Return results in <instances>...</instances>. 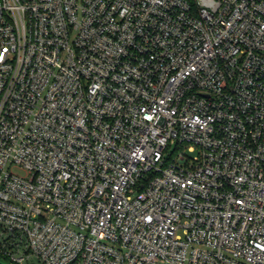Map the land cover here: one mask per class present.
<instances>
[{
  "label": "built area",
  "instance_id": "1",
  "mask_svg": "<svg viewBox=\"0 0 264 264\" xmlns=\"http://www.w3.org/2000/svg\"><path fill=\"white\" fill-rule=\"evenodd\" d=\"M0 255L264 264V0H0Z\"/></svg>",
  "mask_w": 264,
  "mask_h": 264
},
{
  "label": "rangeland",
  "instance_id": "2",
  "mask_svg": "<svg viewBox=\"0 0 264 264\" xmlns=\"http://www.w3.org/2000/svg\"><path fill=\"white\" fill-rule=\"evenodd\" d=\"M196 152L194 153H190V155H195ZM13 171L17 172V173H20V174H25V171H23L22 169L18 168V167H14L13 168ZM0 264H15L12 260H10L9 258H6L2 255H0Z\"/></svg>",
  "mask_w": 264,
  "mask_h": 264
}]
</instances>
